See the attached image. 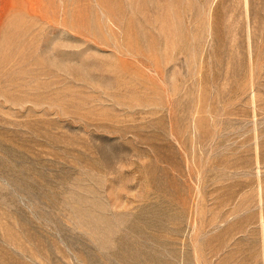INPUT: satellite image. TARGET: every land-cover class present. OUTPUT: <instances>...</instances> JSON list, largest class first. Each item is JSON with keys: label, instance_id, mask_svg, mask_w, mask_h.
Instances as JSON below:
<instances>
[{"label": "rangeland", "instance_id": "rangeland-1", "mask_svg": "<svg viewBox=\"0 0 264 264\" xmlns=\"http://www.w3.org/2000/svg\"><path fill=\"white\" fill-rule=\"evenodd\" d=\"M0 1V264H264V0Z\"/></svg>", "mask_w": 264, "mask_h": 264}, {"label": "bare ground", "instance_id": "bare-ground-1", "mask_svg": "<svg viewBox=\"0 0 264 264\" xmlns=\"http://www.w3.org/2000/svg\"><path fill=\"white\" fill-rule=\"evenodd\" d=\"M2 1L5 2V0H2ZM0 2H1V1H0ZM6 2H7V1H6ZM1 3H2V2H1ZM3 4H4V3H3ZM6 5H7V4H5L3 8L0 7V17L3 16L2 14H3L4 10H5L4 8H5ZM0 23H1V22H0Z\"/></svg>", "mask_w": 264, "mask_h": 264}]
</instances>
